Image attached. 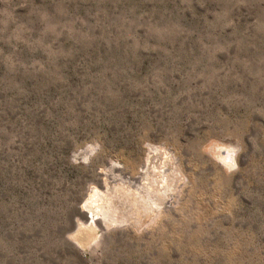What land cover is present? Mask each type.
I'll use <instances>...</instances> for the list:
<instances>
[{
    "label": "rangeland",
    "instance_id": "obj_1",
    "mask_svg": "<svg viewBox=\"0 0 264 264\" xmlns=\"http://www.w3.org/2000/svg\"><path fill=\"white\" fill-rule=\"evenodd\" d=\"M149 147L175 198L82 251L97 172ZM0 264H264V0H0Z\"/></svg>",
    "mask_w": 264,
    "mask_h": 264
},
{
    "label": "bare ground",
    "instance_id": "obj_2",
    "mask_svg": "<svg viewBox=\"0 0 264 264\" xmlns=\"http://www.w3.org/2000/svg\"><path fill=\"white\" fill-rule=\"evenodd\" d=\"M230 144L210 147L213 156L229 170L234 166L237 149L236 145ZM79 155L76 154L74 159ZM108 165L99 169L96 179L92 181L94 186L87 189L81 200L78 213L83 220L75 224L72 232L76 234L70 238L76 246L75 241L82 248L89 245L97 234L96 230L105 232L121 227L141 229L161 213L162 207L171 203L179 190L178 183L182 178L179 166L173 154L163 148L149 147L135 176L123 174L116 163Z\"/></svg>",
    "mask_w": 264,
    "mask_h": 264
},
{
    "label": "water",
    "instance_id": "obj_3",
    "mask_svg": "<svg viewBox=\"0 0 264 264\" xmlns=\"http://www.w3.org/2000/svg\"><path fill=\"white\" fill-rule=\"evenodd\" d=\"M223 151V150H222ZM219 162V161H218ZM76 242V244H77V246H78V248L79 249H81L82 251H86V246H85V248H82L80 245H79V243L77 242V241H75Z\"/></svg>",
    "mask_w": 264,
    "mask_h": 264
},
{
    "label": "snow or ice",
    "instance_id": "obj_4",
    "mask_svg": "<svg viewBox=\"0 0 264 264\" xmlns=\"http://www.w3.org/2000/svg\"><path fill=\"white\" fill-rule=\"evenodd\" d=\"M226 163H227V161H226Z\"/></svg>",
    "mask_w": 264,
    "mask_h": 264
}]
</instances>
